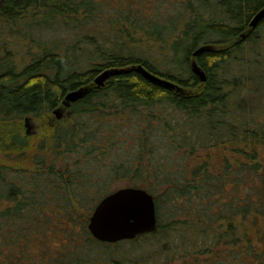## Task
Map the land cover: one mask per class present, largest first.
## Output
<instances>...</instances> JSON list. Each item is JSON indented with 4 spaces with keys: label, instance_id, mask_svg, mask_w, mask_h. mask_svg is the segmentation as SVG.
<instances>
[{
    "label": "trees",
    "instance_id": "obj_1",
    "mask_svg": "<svg viewBox=\"0 0 264 264\" xmlns=\"http://www.w3.org/2000/svg\"><path fill=\"white\" fill-rule=\"evenodd\" d=\"M263 6L0 0V264H264V165L256 160L264 119L245 115L255 63L240 58L264 42L256 34L264 15L240 35ZM202 43L211 47L193 56ZM137 63L180 90L151 81ZM107 68L120 71L97 85ZM81 86L69 128L45 122L38 135L25 132V115L44 120ZM209 148L215 156L229 148L231 157L215 164L208 154L193 166L190 156ZM32 154L36 169L21 168ZM121 178L153 195L156 226L99 241L89 215Z\"/></svg>",
    "mask_w": 264,
    "mask_h": 264
},
{
    "label": "water",
    "instance_id": "obj_2",
    "mask_svg": "<svg viewBox=\"0 0 264 264\" xmlns=\"http://www.w3.org/2000/svg\"><path fill=\"white\" fill-rule=\"evenodd\" d=\"M263 15L264 6L251 18L250 26H256ZM210 47V44H202L192 52V55H198ZM190 65L199 79L204 81L206 74L196 60L192 59ZM133 67L151 81L180 90L178 84L150 72L141 63H137ZM119 71L120 69L118 68L104 69L95 76L94 82L97 85H101L112 73ZM86 91L85 86L70 90L66 92L62 103L69 105L70 102L83 96ZM54 111L58 112L57 109ZM57 116L60 115L58 114ZM155 226L156 211L153 195L146 189L136 186L119 187L102 196L94 205L87 223V228L91 235L95 239L104 242L131 239L138 234L154 230Z\"/></svg>",
    "mask_w": 264,
    "mask_h": 264
},
{
    "label": "rangeland",
    "instance_id": "obj_3",
    "mask_svg": "<svg viewBox=\"0 0 264 264\" xmlns=\"http://www.w3.org/2000/svg\"><path fill=\"white\" fill-rule=\"evenodd\" d=\"M250 27L251 26L244 29L243 32H245V33L249 32ZM256 34H260L261 36L264 37V28L261 26L257 27L256 28ZM2 38L3 37L0 36V43H1ZM202 44H200V45H202ZM262 45H264V42L254 43L252 47L249 45H246L242 49V54H240L241 59H242V57H241V55H242L244 58L249 59L250 61H253L255 63V65H253V66L249 65V70H248L249 88L250 89L253 88V89L251 90L250 93H248V95H246L247 97L245 96V98L247 99V101L249 103L248 108H252L253 106L254 107L252 109V112H250L249 114L247 113L245 115H246L247 119H249L250 117H254V120L257 119L259 121L264 119V113H263L264 112V46L262 47ZM13 46H15V41L12 40V48H15ZM2 54H4V49L0 48V57L3 56ZM11 56L14 58V60L17 61V57L14 54H12ZM227 68H229V67H227ZM221 75H222V73H221ZM228 78L230 79V77H228ZM229 88L230 87H228L227 89L229 90ZM236 97L237 98H235V100H237L238 103H240L242 101L241 95L239 96V98H238V96H236ZM69 106L70 105H64L63 103H61L58 107H56L58 112L54 111V110H56V109H54L52 112L48 113L47 116L45 117V119L42 121L40 120V118H36V117L31 116V115H25V117L22 119L23 129L25 130V132L27 134L34 136V135H38V133L40 132V127L43 126V124L45 122H49L52 124L59 122L60 123L59 126L61 128H63V127L69 128L72 124ZM248 110H250V109H248ZM58 114L60 116H57ZM40 139H41V136L39 137V140ZM211 150H212V148H209L206 151L200 150L198 153H194V155H191L190 156V158H191L190 162L192 163V165L195 166V165H199L200 163L206 162L207 161L206 156L208 154H211V156L213 157L212 160L214 161L215 164H219L221 162L220 161L221 156L228 155L231 157V154H230L231 150L229 148L220 152L222 155L219 154L218 156H215L214 153H211ZM256 150H257L256 151L257 152L256 160H258L262 165H264V145L257 147ZM225 151H227V153H225ZM214 152H217V151H214ZM240 157L241 158H239L238 160L240 162H243L245 159H243L242 156H240ZM33 163H34V160H33V154H32V155L28 156L27 163L22 164L21 168H25L28 170H35L36 166H34ZM14 166H16V165L14 164ZM114 184L116 185L115 186L116 188L127 186L126 185L127 180L125 178L117 179V180H115ZM80 211L84 212L85 210L80 209ZM147 254H150V253H147ZM176 261H178V259H176Z\"/></svg>",
    "mask_w": 264,
    "mask_h": 264
},
{
    "label": "flooded vegetation",
    "instance_id": "obj_4",
    "mask_svg": "<svg viewBox=\"0 0 264 264\" xmlns=\"http://www.w3.org/2000/svg\"><path fill=\"white\" fill-rule=\"evenodd\" d=\"M241 36H244L245 35V32H241V34H240Z\"/></svg>",
    "mask_w": 264,
    "mask_h": 264
}]
</instances>
